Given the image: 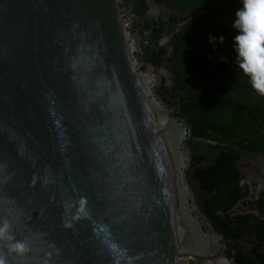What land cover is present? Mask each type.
Wrapping results in <instances>:
<instances>
[{"label": "water", "instance_id": "obj_1", "mask_svg": "<svg viewBox=\"0 0 264 264\" xmlns=\"http://www.w3.org/2000/svg\"><path fill=\"white\" fill-rule=\"evenodd\" d=\"M134 51L120 0H0L6 264L202 259L186 128ZM17 241L22 254L9 251Z\"/></svg>", "mask_w": 264, "mask_h": 264}, {"label": "flooded vegetation", "instance_id": "obj_2", "mask_svg": "<svg viewBox=\"0 0 264 264\" xmlns=\"http://www.w3.org/2000/svg\"><path fill=\"white\" fill-rule=\"evenodd\" d=\"M198 1L120 0V7L135 46V56L141 68L149 74L154 92L186 128L182 147L185 155L183 183L191 214L203 235L196 250L202 259H189V264H264V145L238 147L231 140L197 138L185 118L179 115L182 97L194 93L189 73L193 76L209 59V56L207 59L203 56V46L207 47L209 55L210 46L220 44L221 36L224 37L223 43L235 36L232 30L224 27L225 16L228 18V12L230 15L234 12L231 7L237 10L241 7V0H230L227 14L214 16L212 9L227 0H209V4L193 8ZM204 14L207 16L201 18ZM179 33L180 37L177 36ZM198 34L201 46L193 43ZM210 36L215 38L214 43L209 42ZM162 40L165 41L163 44ZM185 43L195 54L186 53V70L175 63V54L178 48L185 47ZM233 47L229 54L221 56L228 57L230 67L237 71ZM148 56H158L160 62L152 63L145 58ZM187 70L190 72L186 74ZM178 79L191 85L190 92L181 90ZM234 91L236 96L241 93L238 89ZM251 94L254 97L255 92ZM256 102L264 106V97L256 94ZM255 121L264 136V123L259 119ZM229 147L235 152V156L228 157L233 161L237 179L227 187L218 189L216 186L209 192L199 179V172L214 166L216 159L222 157L220 152H228Z\"/></svg>", "mask_w": 264, "mask_h": 264}, {"label": "trees", "instance_id": "obj_3", "mask_svg": "<svg viewBox=\"0 0 264 264\" xmlns=\"http://www.w3.org/2000/svg\"><path fill=\"white\" fill-rule=\"evenodd\" d=\"M202 4H209V0H200L193 8H201ZM230 7V0H227L219 6L212 9L214 16H225ZM234 12H228L229 17L225 16L224 27L236 35L237 33L232 28L235 12L237 9L231 7ZM226 13V14H225ZM207 14L202 15L201 18L206 17ZM230 19H232L230 23ZM180 33L177 35L180 37ZM197 35V34H196ZM193 40L197 46H201L200 35ZM234 37H230L227 42L211 45L206 53V46H203V56H209L204 64L197 68V72L192 76L191 85H193L194 93L192 96L182 97L181 106L179 108V115L185 118L186 122L190 125L191 132L197 138L209 139H226L234 142L233 144L238 147L256 148L264 145V136L259 130V125L255 120L259 119L264 123V106L258 105L256 102V93L253 97L251 94L254 92L250 83L239 69L236 71L230 67L228 57L226 59L221 56L222 54H229L233 46ZM197 41H200L197 43ZM185 47L178 48L175 54L176 66L185 67L186 70V53L195 56L193 50L186 43ZM219 46L222 49H219ZM155 56V55H154ZM145 57L152 63H159L160 57ZM171 63V62H169ZM236 66V59H235ZM237 67V66H236ZM181 84V90L190 92V87L185 80L178 79ZM241 91L238 96L235 91ZM234 91V92H233ZM199 153V152H198ZM200 154V153H199ZM221 158L216 159V164L209 166L199 172V179H201L203 186L212 192L216 186L219 189L221 186L227 187L237 179V172L232 166L231 158L228 156H235L234 149L229 147L228 152H220ZM234 181V182H235Z\"/></svg>", "mask_w": 264, "mask_h": 264}, {"label": "clouds", "instance_id": "obj_4", "mask_svg": "<svg viewBox=\"0 0 264 264\" xmlns=\"http://www.w3.org/2000/svg\"><path fill=\"white\" fill-rule=\"evenodd\" d=\"M232 28L237 33L233 39L236 66L247 77L252 90L264 97V0H241ZM219 40L223 43L224 37ZM209 42L214 43L215 38L210 36ZM9 229V223L4 221L0 226V241L13 240ZM8 248L20 254L26 251V245L19 241L9 243ZM0 264H6L3 254H0Z\"/></svg>", "mask_w": 264, "mask_h": 264}]
</instances>
